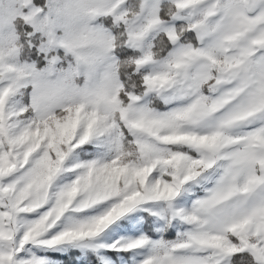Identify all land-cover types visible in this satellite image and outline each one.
Here are the masks:
<instances>
[{"label":"snow or ice","instance_id":"6c2138e0","mask_svg":"<svg viewBox=\"0 0 264 264\" xmlns=\"http://www.w3.org/2000/svg\"><path fill=\"white\" fill-rule=\"evenodd\" d=\"M0 264H264V0H0Z\"/></svg>","mask_w":264,"mask_h":264}]
</instances>
